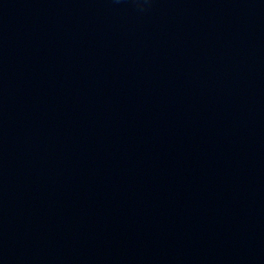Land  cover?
I'll list each match as a JSON object with an SVG mask.
<instances>
[{"label": "water", "instance_id": "obj_1", "mask_svg": "<svg viewBox=\"0 0 264 264\" xmlns=\"http://www.w3.org/2000/svg\"><path fill=\"white\" fill-rule=\"evenodd\" d=\"M0 264H264V0H0Z\"/></svg>", "mask_w": 264, "mask_h": 264}]
</instances>
